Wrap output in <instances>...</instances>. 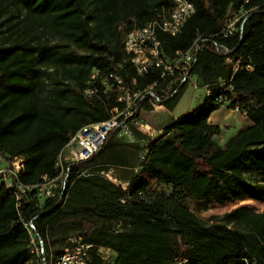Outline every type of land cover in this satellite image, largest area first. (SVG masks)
Listing matches in <instances>:
<instances>
[{"label": "trees", "instance_id": "trees-1", "mask_svg": "<svg viewBox=\"0 0 264 264\" xmlns=\"http://www.w3.org/2000/svg\"><path fill=\"white\" fill-rule=\"evenodd\" d=\"M7 1L23 10L25 19L15 23L17 39L0 41V156L5 163L24 157L20 181L33 185L43 174L55 175V163L73 133L86 124L109 119L113 108L124 107L116 90H105V81L114 89V76L129 84L136 78L141 89L157 81L160 87L166 85L160 83V71L146 76L136 72L117 23L125 24L127 30L140 27L173 2ZM189 1L196 10L182 31L174 36L159 34L172 51H186L198 35L215 36L228 15L239 8L250 10L241 32L206 41L192 72L202 86L230 78L234 64L225 62L216 44L231 50L233 60L240 58L242 65L251 63L253 70L240 68L233 84L240 102L250 106L248 117L253 124L227 148L222 147L214 138L221 128L208 122L221 106L214 102L219 88L212 85V95L147 142L141 169L126 189L101 174L92 186L79 185L92 163L112 148L116 130L91 159L70 163L63 205L53 200L41 202L35 191H27L17 208L15 197L0 183V264L33 258L30 234L24 226L30 220H34L44 248L50 231L78 221L81 231L72 235L81 234L94 244L88 264H177L173 234L185 238L189 264H264V211L241 206L228 212L224 221L207 223L186 203L193 197L231 201L247 196L264 201V0ZM49 35L67 39L89 54L63 51L46 41ZM54 63L57 66L51 72ZM59 68L65 75L54 77ZM95 69L98 74L92 79ZM88 88H95V94L86 96ZM183 88L159 104L174 108ZM200 162L209 170H200ZM151 177L169 186L170 192L151 193ZM94 218L111 225H99ZM118 222L122 227L114 229ZM72 235L54 256L63 253ZM101 247L111 248L114 256L105 260ZM51 253L46 252L48 263Z\"/></svg>", "mask_w": 264, "mask_h": 264}, {"label": "built area", "instance_id": "built-area-1", "mask_svg": "<svg viewBox=\"0 0 264 264\" xmlns=\"http://www.w3.org/2000/svg\"><path fill=\"white\" fill-rule=\"evenodd\" d=\"M169 9H162L156 16L145 22L140 27L123 31V47L128 54L131 63L140 76H146L150 72L160 71L159 86L155 82L145 88H137V79L134 78L131 84L127 83L120 76H114V86L117 93V100L123 104L120 110L113 108L117 113L109 119L89 123L73 133L59 154L55 163V175L43 174L39 182L33 185H25L20 181V174L25 165V158L14 157L11 162L0 165V183H4L8 192L15 197L17 208L27 191H35V196L41 201H55L56 205H63L67 199V179L69 176L70 163L82 162L91 159L103 147L110 134L120 128L124 135L132 138L129 121L134 119L138 110L146 102L153 106H160L162 99L168 98L178 91L179 88L191 83L195 88L204 87L206 95H212V85L219 88L214 96V102L226 105L235 112L248 118L250 106L240 102V95L235 92L233 79L240 68L253 70V65L241 64V59L233 60L231 50L216 44L219 54L225 56L226 63H233V74L230 78L219 79L214 84L202 86L198 75L192 72L198 54L207 47L206 41L216 36L229 38L243 30L249 17L248 9L239 8L228 15L224 25L215 36L205 37L198 35L193 44L186 50L172 51L159 37L160 33L177 35L183 29L186 21L195 13V5L189 0H172ZM248 2V0H246ZM125 25V24H123ZM98 70H93L91 78L94 79ZM89 95L95 94V88L86 89ZM145 155L141 157L143 160ZM5 162L4 158H2ZM124 189L127 185H122ZM125 199L122 198L121 202ZM24 226L30 234V252L39 264H48L43 239L39 236L34 220L24 221ZM122 222H118L113 228L119 229ZM69 244L62 254L51 256L50 264H88L91 257V250L94 244L85 239L81 234L72 235ZM102 257L108 260L112 257V249L101 247Z\"/></svg>", "mask_w": 264, "mask_h": 264}, {"label": "rangeland", "instance_id": "rangeland-1", "mask_svg": "<svg viewBox=\"0 0 264 264\" xmlns=\"http://www.w3.org/2000/svg\"><path fill=\"white\" fill-rule=\"evenodd\" d=\"M21 18L25 19V12L23 10H20L14 5H11L7 0H0V41L2 43L10 42L13 39H17V35L14 32V26L15 23H17L18 20H20ZM117 27L119 30H125L126 26L118 22ZM46 41L51 45H57L61 50L66 52H73L81 55L89 54V51L79 48L69 40L57 37L55 35H49L46 38ZM56 66V63L52 64L49 67V70L53 72ZM64 75L65 74H63V69L59 68L58 74L55 73L54 77L56 76L57 78H61ZM104 83L105 90L107 92H115L112 83H109V81H105ZM84 94L86 96H91L87 93L86 90L84 91ZM205 97L206 89L204 87L195 88L191 83H188L182 89L178 102L175 107L172 108L171 112L175 116L188 114L192 112L198 105H200ZM225 106L226 105H224L221 111L214 115L215 118L223 120V125H226L224 127L225 132H223L222 136L218 137L217 139V141L223 145L231 134L243 127V118H246L232 109H226ZM165 107L168 108L167 106ZM159 110H165V108L153 106L148 102L144 103L142 107L138 110L137 115L134 117V119L129 121V126L133 137L130 138L128 135H124L121 132L120 128H118L116 130V133L112 137L118 140V145L116 146V151L106 157L107 165L97 167L94 166V164L92 163L90 168H88V171H86V173L83 175L84 180H82L79 185L82 187L86 185L92 186L94 183L92 181H99V174H101L105 176V178L112 180L115 184L122 186V184H125L126 180L132 177L136 169L139 171L141 168V157L147 152L146 143L149 139L157 136V131H155L153 123L162 126L169 121V119L165 118ZM111 113L112 115L117 114L114 109L111 110ZM129 157L131 160V165H129V167H124V165L120 164L121 160H124L125 158ZM98 160H96V162ZM4 163L5 162L0 156V165H3ZM199 167L202 171L209 170V168L201 162L199 163ZM102 168L104 173L103 171L101 172ZM251 176H254V173H251ZM257 178L259 177L257 176ZM151 180V193L170 192V187L160 182L156 177H151ZM186 203L199 218L203 219L207 223H212L213 221H224L225 215L228 212L241 206H246L256 212L264 211V201H257L247 196L231 201H217L193 197L186 200ZM94 219L97 220L99 225H104L106 227L111 225L106 220L99 218ZM80 231L81 224L78 221L61 224L60 226L49 232L48 238L45 241L46 252H52L51 256H54V252L60 250L65 246V240L68 236ZM184 241L185 238L183 236L173 234V243L175 246L176 255L175 262L177 264H189L187 260V253ZM112 256H114L113 252ZM13 264L39 263L34 258H28L26 260ZM48 264H50V261Z\"/></svg>", "mask_w": 264, "mask_h": 264}, {"label": "crops", "instance_id": "crops-1", "mask_svg": "<svg viewBox=\"0 0 264 264\" xmlns=\"http://www.w3.org/2000/svg\"><path fill=\"white\" fill-rule=\"evenodd\" d=\"M185 87V86H184ZM157 107H162V108H165V110H159L160 111V113L165 117V118H168L169 119V121L166 123V124H164V125H162V126H160V125H157V124H155V123H153V125H154V129H155V131H157V136L159 135V134H161L162 133V131H163V128L166 126V125H168L170 122H172L174 119H176V118H178L179 116H181V115H173L172 114V109H169V108H166L165 107V105H160V106H157ZM223 107H224V105H221L220 107H219V109H217V110H215V111H213L212 113H211V115H210V117L208 118V122L210 123V124H213V125H216V126H219L220 128H221V134L220 135H216V136H214V138H215V140L217 141V139H218V137H220V136H222V134H223V132H225V124L223 125V120H220L219 118H215V116L214 115H216L219 111H221L222 109H223ZM226 107V109L228 108L229 110H230V108L228 107V106H225ZM154 111V110H153ZM183 115V114H182ZM253 124V122L249 119V117L248 118H243V127H241L240 129H238L237 131H235L233 134H231L228 138H227V140L224 142V145L223 144H221V143H219L218 141V143L222 146V147H224V148H227L229 145H230V143L233 141V139L241 132V131H243V130H245V129H247L248 127H250L251 125ZM156 137V136H155ZM152 139V138H151ZM112 140L114 141L113 143V146H112V148L111 149H109V150H106V151H104V152H102V154H101V157H100V159L97 161V162H95L94 163V166H97V167H102V166H106L107 164H106V157H108L109 155H111L112 153H114L115 151H116V146L118 145V140H116V139H114V138H112ZM150 140V139H149ZM148 140V141H149ZM147 144V143H146ZM131 160H130V157L129 158H125L124 160H121L120 161V164L121 165H124V167H129V165H131V162H130ZM140 167H141V165H140ZM141 169V168H140ZM103 170H101V172H102ZM140 171V170H139ZM137 169L134 171V174H136V173H138L139 172ZM103 173H104V171H103ZM133 174V175H134ZM106 175H107V173H106ZM132 175V176H133ZM112 181V180H111ZM129 181H130V178L128 179V180H126L125 181V184H122V185H128L129 184ZM113 182V181H112Z\"/></svg>", "mask_w": 264, "mask_h": 264}]
</instances>
